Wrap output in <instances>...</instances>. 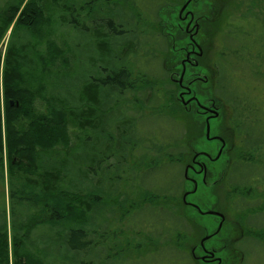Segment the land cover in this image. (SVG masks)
Returning <instances> with one entry per match:
<instances>
[{
	"label": "trees",
	"instance_id": "16d2710c",
	"mask_svg": "<svg viewBox=\"0 0 264 264\" xmlns=\"http://www.w3.org/2000/svg\"><path fill=\"white\" fill-rule=\"evenodd\" d=\"M51 1L59 10L58 24L88 32L91 23L109 60L107 66L94 65L100 69L99 75L85 76L76 95L69 89V99L52 97L43 110H35L37 92L28 82L31 72L51 68L65 52L56 45L51 54L40 50L38 38L42 37L45 19L44 5L38 0H5L0 6V45L13 25L4 54L0 50V166L4 169L5 160L8 161V170L19 183L18 198L28 203L33 212L21 214L20 221L17 219L10 230L6 224L0 226V264H48L50 258L54 259L51 251L33 240L40 227L55 230V237L49 236L45 242L68 252L84 250L86 243L97 248L105 246L109 264H138L160 254L163 248L176 249L187 259L182 253L186 252L183 242L194 233L193 225L188 218L178 216V193L163 190L156 179L166 171L165 166L176 164V145L172 141L181 142L187 134L157 146L151 160L153 150L147 151L149 156L142 154L137 165H127L125 161L135 150L140 153L141 149L150 148L145 142L159 137L145 130V124L154 117L181 122L182 132L188 129L187 121L193 134L190 136L202 138L194 134L201 131L199 122L192 113L183 116L176 102L178 86L176 90H161L160 84H166L165 80H152L137 67L138 61L149 54L153 42L163 37L151 32L153 25H161V10L177 7L184 0ZM104 2L121 6L122 12L111 14V18L99 15L96 5ZM224 23L223 38L213 54H203L202 60L214 71V92L222 93L223 125L234 133L232 141L228 139L232 143L231 164L223 195L235 202L236 207L231 209L240 212L242 243L245 247L250 245L245 264L251 257L257 258L258 263L259 250L255 245L261 244L264 250V98L249 87L252 78L247 66L254 70L255 79H262L258 82H264V9L258 4L248 5L238 15L228 14ZM132 54L139 57L131 58ZM238 72L240 77L236 78ZM161 91L166 92L163 95ZM11 101L15 103L12 105ZM147 106L153 108V117L145 114ZM70 126L85 134L91 132V136L86 135L87 140H80L79 148L88 147L100 158L95 156L87 163L80 157L73 158ZM76 163L84 179L79 182L71 179V168ZM104 169L106 173L116 170L117 175L110 172L105 178H97ZM124 187L129 192H123ZM131 197L137 202L123 215L128 218L136 209L145 212L135 218L139 230L138 234L133 233L134 239L122 229L125 217H121L123 203ZM171 203L170 216L166 210ZM147 204H152L153 214L145 210ZM119 209L120 214L115 216ZM174 220L184 222L187 229L175 228L172 238L165 242L154 240V231L160 225L169 228Z\"/></svg>",
	"mask_w": 264,
	"mask_h": 264
},
{
	"label": "rangeland",
	"instance_id": "374dc122",
	"mask_svg": "<svg viewBox=\"0 0 264 264\" xmlns=\"http://www.w3.org/2000/svg\"><path fill=\"white\" fill-rule=\"evenodd\" d=\"M4 1L5 0H0V6L4 4ZM38 1L41 6L44 5L42 9L44 11L45 19V25L41 27L42 37L41 39L38 38L40 50L43 51L44 54H51V48L56 45L59 50L65 52V56L63 58L58 57L59 60H57V62L51 68H47L45 70H41L39 68L37 69V71L34 70V73L31 72V77L29 78L28 82H30L33 91L37 92L35 93V99L33 102L34 108L35 110H43L47 105L46 102L52 97L61 96L69 99V89H71V92L76 95L78 93V88L80 89L84 84L83 81L85 79V76L91 73L94 75H99V68H101V66H105V64L107 66L109 59L105 54V48H102L100 46V38L98 39L94 35L91 23H89L88 32H85L84 30L79 31L77 29H74V27L71 28L62 26L56 22V17L59 15V10H57V8L54 6L55 2H52L51 0ZM185 2H187V0L182 1V4L184 5ZM182 4L177 7H166L161 10L159 14L161 18V25L158 27L157 25H153L155 29L151 32H153L154 34L159 32L163 37L157 38V41L153 42L151 46L152 48L149 47V54H145V58L138 61L139 66L137 67L139 68V70L142 69V71L147 72L150 79L159 80L160 82L162 80H165L166 84H160V87L158 85L161 90H167L171 87H175L176 90L177 84L171 80L170 76L178 79L180 74L182 73L181 63L186 54V51H183V48H187L188 43L190 42L184 29L186 23L183 22L182 18H180V12L183 6ZM252 4H258L264 9V0H192L188 9L192 10L194 13L195 18H193V20L195 21V23L197 21L204 22L207 20L208 22H212L220 19L223 23L228 14L231 13L238 15L239 13L243 12L248 5ZM96 7L98 9L99 15L103 13V15L107 18H111V14H119L120 11L122 12L121 6H108L105 2L104 4L96 5ZM100 9H103V12ZM82 24L84 25V23ZM219 26L217 27V30L215 32H212V38L209 42H207L208 44L203 47L204 54H213V49H215V46L218 45V42L220 40L219 32L221 30ZM211 27V25H207L204 31L202 28L201 34L198 35L197 40L201 45H203L205 40H207ZM12 29L13 25L9 29L6 37L4 38V41L0 45V50L3 52V54L8 45L7 43L9 41ZM217 38H219L218 41ZM24 39L25 41L27 40L26 35L24 36ZM105 46H108V43H105ZM136 56L139 57V54H132L131 58H134ZM202 57L199 58V61L201 60L200 62L202 66L191 67L190 65H187V69L185 71V80L188 83L192 82V80L194 82L196 80V77L200 78L194 84L191 83V90L193 94H195V96H197L202 102H207L209 100L214 101L219 110L218 118L210 122L212 125V134L216 135L222 133L223 136H226L227 139L232 141V136L234 135L233 130L228 129L226 125L225 127L223 125L224 101L220 98L221 96H219L220 92H217L218 94L214 92V71L206 63V61H204V59L202 60ZM94 65L99 68H96ZM247 68H250L252 78L251 83L248 84L249 87L252 88L253 91L258 94V96L260 95L262 98H264V82H258L262 79H255L254 70L248 66ZM235 77H240L239 72L235 73ZM167 80H170L171 83H167ZM241 87H243L242 84ZM43 90L44 92L42 93ZM165 92L166 91H164L162 94L164 95ZM147 102L149 101L147 100ZM129 104L134 108V105L133 103H131V101L129 102ZM148 104L150 105V103ZM152 109L153 108H150V106H147V108L145 109V114H150L151 117H153L155 114L152 112ZM182 112L183 116L187 115V113H185L183 109ZM191 113L196 121L200 123L205 122V116L199 115L196 108H194ZM180 124L181 122H173L172 120H169L167 118L163 119L154 117L152 120H149L147 124H145V130L148 131L149 129L151 132L159 134V137H156L154 139V142H152V140L145 142V144L149 145L150 148L141 149L140 153H138V150H135L134 155L128 156L127 159H125L127 165H137L138 161H140V159L142 158V154H144V156H149V153L147 151L153 150L152 155L150 154L151 156H149L151 160L156 156L157 146L159 147L163 143L171 142L173 138H176L180 135L181 137H183L185 134H187V136L185 135V138L182 139L181 142H176V139L172 141V143L175 142L176 146L174 147L176 148V150L178 148H181L180 150L182 151L191 150L193 152V150H208L214 155L217 153L218 143H215V141L209 142L204 137L198 139L193 138L194 136H190L193 135L190 134V124L186 121V125L188 128L186 129V132H182V127L180 126ZM69 132L71 134V142L73 146V158L80 157L82 158L84 163H87L91 158H94L95 156L97 158L101 157L96 151L89 150L88 147L79 148L81 144L80 140L82 138L83 140H87V137L91 136V132L85 134L76 127L72 126H70ZM230 141L227 140V148L229 153L232 148V143L230 144ZM227 157H229L230 159V155L225 156L219 162L211 165L213 169L217 171V173L222 171V169L224 168ZM76 164H74L71 168V179H74L75 182H79L83 177L80 173L78 164ZM99 166L101 167V165ZM149 167H147L146 169H148ZM8 169V161L5 160L4 169L0 166V226L6 224L8 226V229L10 230L17 222V219L18 222L20 221L19 217L21 214L26 216L29 212V214L33 212L28 203L20 201V199L18 198L19 193L17 191V185L19 183L16 177H14ZM146 169L144 171H146ZM163 169H166V171L160 172L156 177L159 183H161L160 186L163 190L167 189L170 193H176L177 191V193H179V183L181 178L180 167L178 166V164H174V166L172 167L165 166ZM110 172L109 173L111 175H117L116 170H110ZM109 173H106V169H104V172L99 174L97 178H105ZM217 173L215 176H213L212 180H215V178L217 177ZM186 189L188 188L186 187L185 190ZM122 191L129 192V189L127 187H124ZM210 194L212 193L206 192L203 194H199V200L200 196L203 195L204 197L203 201H199V203L201 204V208L204 211L217 208V206L215 208L216 200L214 197L210 196ZM146 207L148 208L149 205L147 204ZM128 208L130 210L132 209V206L129 205L125 206L123 209L121 208V217H125V219L123 220L122 226H124L122 227V229H124L126 233L131 234V236L129 235L130 238L134 239L135 235H133V233L138 234L136 231L139 230L137 229V227H135V219H133L131 216L128 217V219L126 218L127 216L122 214V212L128 210ZM184 210L187 218L196 221L197 225H193L191 229L192 231H195V235H197V233L199 232L201 234V228L206 229L207 231H212L216 228L217 224L213 215H201L197 211H194L189 207H184ZM149 213L152 214V212ZM114 214L115 216L119 215L120 209ZM159 219L162 221L161 217ZM154 223L156 224L155 219ZM192 223H190V225H192ZM119 227L121 229V223L119 224ZM175 228H181L183 230L187 229V226L184 224V222H178L174 220L169 223V228L168 226L166 227V225L165 227L163 225H160V227L157 228L154 233L152 232V237L154 238V240H160L159 242H165L166 240L172 238L171 236H173L172 233ZM40 229L41 230H35L33 240L38 245L44 247L46 251H51L53 253L54 259L50 258L48 260V264H109V262H107L108 250L105 248V246L97 248L89 244L87 245L86 243L84 244V250L78 251L74 249L68 252L63 247H58V245L51 246V243L45 242L48 241L49 236L53 238L55 237V230L44 227H40ZM168 230L172 232H169ZM162 233L164 234L160 235ZM240 235L241 230L238 229L235 224L228 222L222 230L220 238L209 240L207 246L209 248L216 247L218 252H222L220 253V255H222L226 259V264H245L244 260L246 259L245 256L247 257L246 250L248 248L246 249L244 247L242 243L244 241V236ZM140 238L141 237H139V239ZM42 239L45 243L42 241ZM228 240H236V246H238L240 250H224L223 243ZM260 246L262 247L261 244L255 245V247L259 250V262L257 263V258L253 259V257H251V261L248 260L247 264H263L262 262L264 259V250H261ZM175 250L176 249H174V251H168L167 249L163 248L162 251L158 252L160 254L154 255V257H151L150 259H144L138 264H196L195 262H190L185 251L182 253L187 257V259L182 258V256L180 255L181 253ZM167 260H169V262ZM200 264L204 263L201 262Z\"/></svg>",
	"mask_w": 264,
	"mask_h": 264
},
{
	"label": "flooded vegetation",
	"instance_id": "af4514ba",
	"mask_svg": "<svg viewBox=\"0 0 264 264\" xmlns=\"http://www.w3.org/2000/svg\"><path fill=\"white\" fill-rule=\"evenodd\" d=\"M192 0L187 5L186 9L181 13L180 18H182L183 22L186 23L185 31L189 38V43L187 48H183V51H186L185 58L182 60L181 66L182 71L185 68V71L187 69V65H190L191 67H199L202 66L201 60L199 61V58L202 57L204 54V46H206L212 38V32H215L217 30V27H220V40L223 38L224 32L223 29L225 27V23L221 22L220 20H215L212 22L204 21V22H196L193 20L194 13L192 10L188 9L189 5L191 4ZM186 3V2H185ZM183 5V4H182ZM221 17V16H220ZM203 20V19H202ZM225 21V20H224ZM207 25H211V30L208 34L207 40L201 45L197 37L199 34H201L202 28L203 31L205 30ZM210 36V37H209ZM209 39V40H208ZM219 38H217L218 41ZM134 70V69H133ZM137 72V71H136ZM185 73L182 75L180 74L179 78H173L170 76L171 80L177 84V91H176V100L180 107L183 109V111L187 114L191 113L194 108L197 109V112L201 116H205V122L198 124L201 131L196 132L194 134L201 135L202 138H206L209 142L215 141V143H218V151L214 155L212 152L208 150H193V152L190 151H182L181 148H178L176 159V164L180 167L181 171V178H180V192L178 193V197L175 200L176 207L180 211L179 217H182L184 219H187L185 215L184 207H189L193 209L194 211H197L201 215L209 214V211L216 212V214H209L213 215L216 221V228L212 231H207L206 229L201 228V234L200 232L195 235V231L189 238L184 239V249L186 250L188 254V259L190 262H195L196 264H200L201 262L204 264H226V259L220 255L222 252H218L216 247L209 248L207 246V243L209 240H213L215 238H220L222 234V230L224 229L226 223L230 222L236 225L238 229L241 230V235L244 236V229L241 225V220L238 218H241L240 212L235 211L231 208H235L236 204L232 201L230 197L223 195V190L226 188V177L228 175V170L230 167V159L227 157L226 162L224 164V168L222 171L218 172L213 169L211 165L219 162L223 157L229 156V151L227 148V138L226 136H223V134H216L213 135L211 132V121L218 118L219 114H215V110H218V106H216V103L214 101H207L202 102L199 100L195 94H193L191 90L192 84H194L199 77H196V80L193 82H186L185 80ZM136 77H132L134 80ZM192 83V84H191ZM190 88V91H189ZM179 90V92H178ZM192 98V99H191ZM190 99V100H189ZM185 101V102H184ZM210 124V138H207V125ZM227 127V126H226ZM228 128V127H227ZM195 136V135H194ZM197 138V137H196ZM227 139V140H226ZM173 163L171 167L174 165ZM151 170H156L155 168L151 167ZM217 173V177L215 180H212L213 176H215ZM212 180V181H211ZM126 182H129L127 180ZM184 184V186H183ZM188 188L185 190V188ZM178 192V191H177ZM206 192H211L210 196L214 197L216 200V209H210L207 211H204L201 208V204L199 201H203L204 197L203 195L200 196L199 200V194H203ZM155 196V195H154ZM125 197V196H123ZM211 197V199H212ZM130 201H125L123 204L124 206L131 205L132 208L134 207V204L137 202L135 200L136 198H132ZM170 207L167 208V214L172 215V203L169 205ZM152 204H150L149 208H146L149 212H152ZM143 211V212H142ZM144 210L137 211L133 210L131 213V217L135 219L140 214H144ZM122 214H125V212H122ZM189 219V218H188ZM190 220V219H189ZM192 225H197L196 221L190 220ZM240 235V236H241ZM195 236V237H194ZM234 241H226L223 243V249L225 250H238L237 243ZM244 244V243H243ZM245 247V246H244ZM248 249L250 248V245L248 244ZM247 247H245L247 249ZM240 250V249H239ZM198 252V253H197Z\"/></svg>",
	"mask_w": 264,
	"mask_h": 264
},
{
	"label": "water",
	"instance_id": "95a60500",
	"mask_svg": "<svg viewBox=\"0 0 264 264\" xmlns=\"http://www.w3.org/2000/svg\"><path fill=\"white\" fill-rule=\"evenodd\" d=\"M190 1H191V0H187V2L182 6L180 14L186 9V7H187V5L189 4ZM184 72H185V68L183 69L182 75L184 74ZM189 91H190V89H189ZM191 99H192V98H191ZM184 102H185V101H184ZM11 104L13 105V104H14V101H11ZM214 112H215V114H217V115L219 114L217 110H215ZM206 131H207V138L209 139V138H210V124H209V123H208V125H207V129H206ZM208 213H209V214H216V212H213V211H209Z\"/></svg>",
	"mask_w": 264,
	"mask_h": 264
}]
</instances>
